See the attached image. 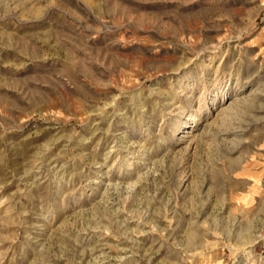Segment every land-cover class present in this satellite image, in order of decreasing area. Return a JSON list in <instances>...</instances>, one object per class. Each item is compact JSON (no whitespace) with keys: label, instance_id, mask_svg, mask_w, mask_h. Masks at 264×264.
Returning <instances> with one entry per match:
<instances>
[{"label":"rangeland","instance_id":"374dc122","mask_svg":"<svg viewBox=\"0 0 264 264\" xmlns=\"http://www.w3.org/2000/svg\"><path fill=\"white\" fill-rule=\"evenodd\" d=\"M0 264H264V0H0Z\"/></svg>","mask_w":264,"mask_h":264}]
</instances>
